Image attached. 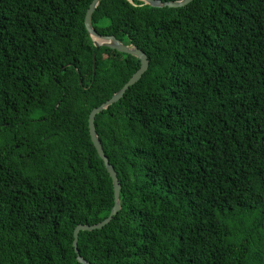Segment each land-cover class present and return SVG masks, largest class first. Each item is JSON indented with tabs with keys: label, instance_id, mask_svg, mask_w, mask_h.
<instances>
[{
	"label": "trees",
	"instance_id": "16d2710c",
	"mask_svg": "<svg viewBox=\"0 0 264 264\" xmlns=\"http://www.w3.org/2000/svg\"><path fill=\"white\" fill-rule=\"evenodd\" d=\"M91 1L0 0V264H80L75 226L113 205L88 114L140 63L94 46ZM91 24L149 65L95 116L120 210L79 232V254L264 264V0H101Z\"/></svg>",
	"mask_w": 264,
	"mask_h": 264
},
{
	"label": "water",
	"instance_id": "95a60500",
	"mask_svg": "<svg viewBox=\"0 0 264 264\" xmlns=\"http://www.w3.org/2000/svg\"><path fill=\"white\" fill-rule=\"evenodd\" d=\"M101 0H92L89 4L85 17H84V26L86 28L87 33L89 34L94 46L98 49L100 46H105L111 49H115L118 52L126 53L132 56H135L139 60V68L132 74V76L128 79V81L117 91L115 92L109 99L101 103L99 106L94 107L88 114V130L91 142L96 149L98 156L103 161V164L112 180L113 186V205L110 209V212L106 218L101 220L98 223L89 225V224H77L73 230V242L72 245L76 252V260L80 264H90L84 257H82L77 249V241H78V234L80 231L85 230H93L102 228L106 225L114 215L120 210V202H119V195L121 190V185L116 175V171L114 167L110 164L108 157L105 155L104 150L102 148L101 142L97 136V132L95 129L94 119L96 114L100 111L106 109L109 105L117 102L121 99L125 93V91L134 83H136L143 73L147 70L149 65V60L146 54L138 48L136 45L133 44H126L119 39H117L114 35H102L98 33L91 24V16L97 5L100 3ZM144 4H147L151 7H170V8H177L182 7L192 0H175V1H161V0H140ZM93 70H95V54H93Z\"/></svg>",
	"mask_w": 264,
	"mask_h": 264
}]
</instances>
